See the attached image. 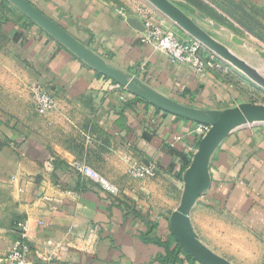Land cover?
<instances>
[{
  "label": "crops",
  "instance_id": "0c3cea01",
  "mask_svg": "<svg viewBox=\"0 0 264 264\" xmlns=\"http://www.w3.org/2000/svg\"><path fill=\"white\" fill-rule=\"evenodd\" d=\"M26 1L122 84L119 92L110 90L118 84L115 79L7 5L15 16L0 25L8 71L23 67L31 81L55 96L57 109L39 115L32 102L13 117L0 111V132L11 141L0 153V180L12 191V220L0 260L18 238L14 223L27 220L30 264H201L177 248L170 230L183 176L201 140L194 133L200 123L166 112L128 88L142 84L181 106L214 113L260 103L231 76L195 75L143 44L137 5L171 25L146 0ZM255 1L264 8V0ZM73 161H84L115 191L76 173ZM140 163L155 164L156 175H129ZM208 173L210 185L189 212L192 232L231 264H259L264 257V124L230 132L210 157ZM90 233L96 238L92 254L76 248Z\"/></svg>",
  "mask_w": 264,
  "mask_h": 264
},
{
  "label": "water",
  "instance_id": "95a60500",
  "mask_svg": "<svg viewBox=\"0 0 264 264\" xmlns=\"http://www.w3.org/2000/svg\"><path fill=\"white\" fill-rule=\"evenodd\" d=\"M9 1L90 67L112 77L118 84H122L110 68L94 59L91 54L87 53L28 1ZM146 1L206 48L234 66L247 69L248 66L245 62L235 57L224 45L203 31L174 2L170 0ZM140 30H142V25H140ZM261 85L264 88V81ZM128 91L166 112L209 126L208 132L201 138L189 168L183 176V193L179 206L170 217V230L179 247L201 264H231L223 257L212 252L196 238L191 229L189 212L194 202L210 185L208 165L214 151L233 130L244 126L264 124V105L248 102L223 112L214 113L181 106L151 91L142 84H138L135 88L129 87Z\"/></svg>",
  "mask_w": 264,
  "mask_h": 264
},
{
  "label": "rangeland",
  "instance_id": "374dc122",
  "mask_svg": "<svg viewBox=\"0 0 264 264\" xmlns=\"http://www.w3.org/2000/svg\"><path fill=\"white\" fill-rule=\"evenodd\" d=\"M170 1L181 8L209 36L224 45L235 57L247 64V69L238 68L203 45L206 55H213L216 62L229 69V76L237 83H242L249 90L251 100L264 105V88L261 85L264 81V8L257 5L255 0ZM7 5L17 9L30 23L36 24L9 0H0V25L9 18L15 17L13 12L7 8ZM171 25V29L179 37L193 39L174 22L171 21ZM38 27L40 26L38 25ZM6 50V38L0 31V65H2V68H0V111L13 117L15 112L28 110L31 107L36 81H31L28 72L23 67H19L15 74L8 71L11 64L6 62V55L3 54ZM56 109L57 107L54 110ZM10 143L11 141L0 132V153ZM81 162L85 163L84 161ZM128 174L130 175V173ZM103 179L105 178L99 174L98 183H101ZM103 186L109 191H115L116 189L114 185L109 183ZM11 198L12 191L3 186L2 180H0V248L5 242L4 236L12 220L10 212ZM262 260L263 257L261 262ZM261 262L259 261V264Z\"/></svg>",
  "mask_w": 264,
  "mask_h": 264
},
{
  "label": "built area",
  "instance_id": "2783aa9c",
  "mask_svg": "<svg viewBox=\"0 0 264 264\" xmlns=\"http://www.w3.org/2000/svg\"><path fill=\"white\" fill-rule=\"evenodd\" d=\"M136 13L142 19V30L140 41L151 46L155 51L164 54L173 64H179L188 68L195 75L204 76L209 71L217 72L221 75L229 76L228 68L215 61L213 55H206L204 46L195 39H183L171 29L170 26L153 18L152 11L148 8L137 5ZM157 11V10H156ZM110 90L119 92V84L110 85ZM120 99L125 100L121 95ZM33 105L39 115H45L56 107L55 96L41 83L36 82L33 89ZM209 130V126L198 124L194 133L202 138ZM175 141H180L178 137ZM71 168L78 174L88 177L92 181H99V174L83 162L73 161ZM157 173L155 164L140 163L135 165L130 174L136 179L152 178ZM38 226H43L42 221L37 222ZM13 229L18 234V238L12 243L7 254L0 260V264H30L31 248L30 227L27 220H18L14 223ZM80 243L76 245L79 251L92 254L95 252L96 238L90 233L78 239ZM52 241L48 240L46 245L52 247ZM65 247L59 249V254H64ZM35 255L40 257L41 252L36 250ZM49 257V256H45ZM261 264H264V257Z\"/></svg>",
  "mask_w": 264,
  "mask_h": 264
},
{
  "label": "trees",
  "instance_id": "16d2710c",
  "mask_svg": "<svg viewBox=\"0 0 264 264\" xmlns=\"http://www.w3.org/2000/svg\"><path fill=\"white\" fill-rule=\"evenodd\" d=\"M179 250H181V248L180 247H177ZM184 255H186L188 258H190L191 260H194L195 261V259L193 258V257H191L189 254H187L186 252H184Z\"/></svg>",
  "mask_w": 264,
  "mask_h": 264
}]
</instances>
